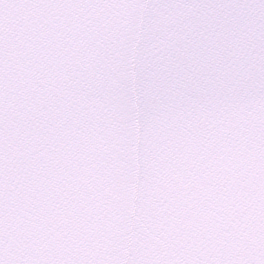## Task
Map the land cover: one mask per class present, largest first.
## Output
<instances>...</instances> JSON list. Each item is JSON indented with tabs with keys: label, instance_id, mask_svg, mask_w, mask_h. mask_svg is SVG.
Here are the masks:
<instances>
[{
	"label": "snow or ice",
	"instance_id": "1",
	"mask_svg": "<svg viewBox=\"0 0 264 264\" xmlns=\"http://www.w3.org/2000/svg\"><path fill=\"white\" fill-rule=\"evenodd\" d=\"M0 264H264V0H0Z\"/></svg>",
	"mask_w": 264,
	"mask_h": 264
}]
</instances>
